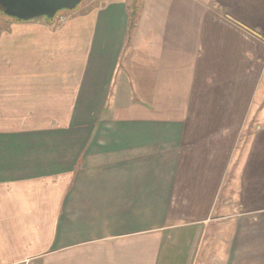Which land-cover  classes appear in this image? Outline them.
Here are the masks:
<instances>
[{
	"label": "crops",
	"instance_id": "0c3cea01",
	"mask_svg": "<svg viewBox=\"0 0 264 264\" xmlns=\"http://www.w3.org/2000/svg\"><path fill=\"white\" fill-rule=\"evenodd\" d=\"M136 1L0 13V264H264V0Z\"/></svg>",
	"mask_w": 264,
	"mask_h": 264
},
{
	"label": "water",
	"instance_id": "95a60500",
	"mask_svg": "<svg viewBox=\"0 0 264 264\" xmlns=\"http://www.w3.org/2000/svg\"><path fill=\"white\" fill-rule=\"evenodd\" d=\"M83 0H0L1 12L20 21L52 19L59 11H70Z\"/></svg>",
	"mask_w": 264,
	"mask_h": 264
},
{
	"label": "rangeland",
	"instance_id": "374dc122",
	"mask_svg": "<svg viewBox=\"0 0 264 264\" xmlns=\"http://www.w3.org/2000/svg\"><path fill=\"white\" fill-rule=\"evenodd\" d=\"M88 1H90V3L93 5V3H95V5H98L99 4V2H102V1H107V0H83L80 4H82V3H84V2H88ZM135 1V4H137L136 5V8L135 9H137V7H138V2L136 1V0H134ZM79 4V5H80ZM131 10H134L133 9V6H132V9ZM67 11H59L58 13H56V15L54 16V18H52V19H49V20H53V21H59V22H62V20H63V18L61 17V15H63L64 13H66ZM2 15H3V13H1ZM7 18H9V17H7ZM11 19H14V18H11ZM36 20H38V19H36ZM39 20H42V19H39ZM264 90V72H263V75L261 76V84H260V89H259V92H264V91H262V90ZM255 105H256V103H255Z\"/></svg>",
	"mask_w": 264,
	"mask_h": 264
},
{
	"label": "trees",
	"instance_id": "16d2710c",
	"mask_svg": "<svg viewBox=\"0 0 264 264\" xmlns=\"http://www.w3.org/2000/svg\"><path fill=\"white\" fill-rule=\"evenodd\" d=\"M133 12H134V10H133ZM133 12H132V13H133ZM0 13H2L1 10H0ZM15 20H16V19H15ZM46 20H49V19H46Z\"/></svg>",
	"mask_w": 264,
	"mask_h": 264
}]
</instances>
